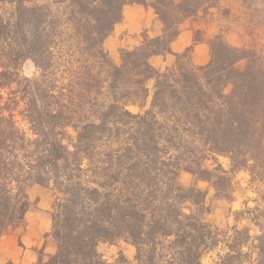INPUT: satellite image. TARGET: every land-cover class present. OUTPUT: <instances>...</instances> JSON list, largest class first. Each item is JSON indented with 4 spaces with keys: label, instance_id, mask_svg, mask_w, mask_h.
I'll list each match as a JSON object with an SVG mask.
<instances>
[{
    "label": "trees",
    "instance_id": "16d2710c",
    "mask_svg": "<svg viewBox=\"0 0 264 264\" xmlns=\"http://www.w3.org/2000/svg\"><path fill=\"white\" fill-rule=\"evenodd\" d=\"M127 5L153 8L162 34L122 49L118 66L104 43ZM204 6L205 0H0V235L25 224L31 185L49 178L61 195L52 213L57 251L48 258L41 253L37 264H106L99 246L118 240L136 248L135 264H202L221 243L200 212L186 206H201L206 193L180 183L182 163L211 181L201 162L225 155L234 171L264 176V64L219 36L205 66L193 63L192 47L173 53L180 26ZM68 40L75 50L64 47ZM166 54L176 57L174 66L161 71L151 64ZM81 57L85 65L69 71L67 92L44 74L21 76L26 60L43 70L64 58L74 68ZM91 59L100 64L97 74ZM89 79L106 85L108 96L86 91ZM151 82V108L132 114L127 106L144 107ZM21 103L28 130L16 119ZM87 105L97 110L79 128ZM124 119L138 125L132 144L103 146L95 139ZM68 127L78 132L76 142ZM90 131L91 139L84 136ZM237 234L250 237L247 229ZM244 247L233 238L218 264H244ZM115 264L129 263L121 256Z\"/></svg>",
    "mask_w": 264,
    "mask_h": 264
},
{
    "label": "rangeland",
    "instance_id": "374dc122",
    "mask_svg": "<svg viewBox=\"0 0 264 264\" xmlns=\"http://www.w3.org/2000/svg\"><path fill=\"white\" fill-rule=\"evenodd\" d=\"M185 32H190L192 35L191 44L188 47L194 49L195 45L201 43L208 45L210 60V42L214 37L219 36L234 47L255 53L260 62L264 64V0H205L204 8L196 16L185 20L180 26V34ZM63 37L67 41L69 34L66 32ZM72 45V41H69L64 47L75 50L76 47L73 48ZM176 60V57L173 58L172 65L167 68L174 66ZM83 61L85 60L81 57L80 61L75 63L74 68H72L64 58L59 61V64H51V66H46L45 69L41 70L31 60H26L21 68V76L37 79L44 74V76L51 78L56 90L67 92L70 90L68 85L72 80L69 71L79 70L82 65L84 67ZM245 65L246 61H241L238 67L244 68ZM89 66L95 74L100 70V64L93 59L90 60ZM165 69L159 70L164 71ZM90 80H85L88 85L84 87L86 91H89L92 96L100 95L102 99L108 96L106 85L97 84L94 79ZM153 86L154 82H151L149 84L151 94L144 107L129 105L126 109L134 115H144L151 108ZM230 90L231 86L227 88V92ZM24 110V103H21L16 112V119L20 128L28 130L29 124L24 118ZM96 110V107L91 109L87 105L77 117L76 125L82 128L85 124L84 121L92 117ZM119 122L114 127L107 125V130L98 133L95 139L100 138L103 146L109 144L119 146V144L123 145L127 141L132 144L138 125L130 119ZM66 134L74 142L77 141L78 132L73 127L66 128ZM84 136L89 139L93 138L91 131ZM91 153L90 150L89 154ZM201 163L203 169L207 170L203 176L212 178L211 181L200 179L195 171L189 167V163H182L183 167L179 180L185 187L194 186L206 193L205 203L201 206H194L191 203H187L186 206L191 207L194 212L198 210L203 220L214 227L213 231L217 235V240H221L219 245L205 253L202 264H218L221 256L228 252L227 244H230L233 238L236 240V244L238 242L245 243L243 251L249 256L244 264H261L262 261L264 262V253L262 258L260 257L261 249L264 251V176L258 173L253 174L247 170L234 171L230 158L225 155L208 154ZM87 167L88 161H84L82 168L86 171ZM83 176L88 179L91 176V171ZM44 191L52 196L54 212V205L59 202L58 198L61 195L53 190V183L49 178H45L44 183L31 185L27 190L28 199L35 197V201H38ZM185 211L191 212L189 209H185ZM245 229L249 231V239L246 238V234H237V232H242ZM261 236L263 237L262 241H259L258 238ZM99 252L104 256L106 264H115L121 256H124L129 264H135L136 248L125 240H118L115 243H102L99 246Z\"/></svg>",
    "mask_w": 264,
    "mask_h": 264
},
{
    "label": "crops",
    "instance_id": "0c3cea01",
    "mask_svg": "<svg viewBox=\"0 0 264 264\" xmlns=\"http://www.w3.org/2000/svg\"><path fill=\"white\" fill-rule=\"evenodd\" d=\"M161 23L151 7L127 5L123 10V19L113 33L105 40L104 49L114 64H121V50L133 49L144 41L145 37L161 35ZM190 32L181 33L172 43L173 53L184 52L191 44ZM206 43L195 45L192 60L195 65H206L210 58ZM173 54L153 56L151 64L158 69L172 65ZM44 191L41 198L29 199L30 209L25 216V224L0 235V264H37L42 253L46 258L57 251V243L51 235L53 219V201Z\"/></svg>",
    "mask_w": 264,
    "mask_h": 264
}]
</instances>
